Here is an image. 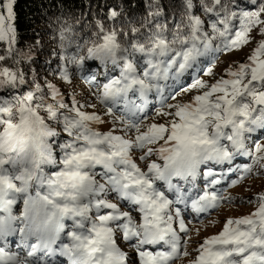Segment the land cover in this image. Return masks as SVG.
<instances>
[{
  "label": "snow or ice",
  "instance_id": "1",
  "mask_svg": "<svg viewBox=\"0 0 264 264\" xmlns=\"http://www.w3.org/2000/svg\"><path fill=\"white\" fill-rule=\"evenodd\" d=\"M16 3L0 0V264H264V193L194 256L185 211L219 209L217 186L264 168V40L227 78L203 79L218 54L264 35V0H199L204 18L184 0L178 20L149 0L138 26L112 7L117 23L95 20L83 42L65 29L53 55L61 80L71 64L92 85L83 103L21 66L33 58L17 47ZM96 102L105 116L86 111ZM151 114L168 119L142 131Z\"/></svg>",
  "mask_w": 264,
  "mask_h": 264
},
{
  "label": "trees",
  "instance_id": "2",
  "mask_svg": "<svg viewBox=\"0 0 264 264\" xmlns=\"http://www.w3.org/2000/svg\"><path fill=\"white\" fill-rule=\"evenodd\" d=\"M148 2L149 0H17L15 12L21 38L17 47L24 52L30 51L33 58L32 61H23L21 66L25 70H34L41 82L46 78L65 94L74 93L69 88V83L60 79V61L58 56L53 55V52L61 51L60 33L71 28L72 31H64V35L72 39L79 37L83 42L85 37L95 31L93 27L95 20L104 19L106 25L117 23L106 19L112 7L121 11L124 17L119 26L125 28L138 26L146 15ZM183 2L184 0H160L164 5L165 16L177 20L184 11ZM194 4H196L194 13L204 18L199 0H194ZM169 22L171 23V20ZM3 47L0 44V51ZM75 51V44L67 48V53ZM6 63L11 66L10 61ZM68 68L72 81L85 78V74L77 71L74 65L69 64ZM245 159L247 161V158Z\"/></svg>",
  "mask_w": 264,
  "mask_h": 264
},
{
  "label": "rangeland",
  "instance_id": "3",
  "mask_svg": "<svg viewBox=\"0 0 264 264\" xmlns=\"http://www.w3.org/2000/svg\"><path fill=\"white\" fill-rule=\"evenodd\" d=\"M252 40L249 44L244 45L239 50H234L231 52H225L218 54V59L215 60V67L213 68V76H204L203 79L207 80L209 83H214L217 79L224 77L226 70L231 66L235 68L240 63H245L248 61V57L254 52V49L259 45L260 41L264 40V35L257 29H253ZM69 88L72 89L76 97L83 103L85 100L90 101L89 92L92 91V85L85 79L80 78L79 80H74L68 84ZM195 92L182 94L177 97L178 101L188 102ZM95 102V101H92ZM175 103L176 101H170ZM96 109H86V111H96L101 116H105V109L98 102ZM153 105L158 106L157 99L152 96L149 97V110L152 109ZM108 123L104 125H97L98 130L108 131V125L111 123V117H106ZM168 118H162L155 114L149 115L148 119L144 121L142 125V131L146 130L149 123L154 122H166ZM134 157L138 155L133 154ZM156 159V157H153ZM246 160V159H245ZM161 162V161H157ZM138 163L143 166L144 161H138ZM242 175V174H240ZM231 179L235 180L236 175H233ZM216 191L222 194L226 199L222 202L219 209L210 210L207 213L196 214L188 210L186 211V224L190 229L191 240L188 242V250L195 255V249L202 243L203 240L209 236L217 235L223 228L224 222L229 218H239L241 216L249 215L256 210L258 207V201L255 198L264 193V168L259 164L253 165L252 172L244 176V178L237 183L234 187L230 186L228 183H224L222 186H217ZM227 198H231V202ZM115 202V201H113ZM183 208V206H181ZM138 222H139V218ZM131 254V249L125 248ZM192 256L182 257L176 261V264H188V261L192 259ZM62 264H67V258H59ZM132 259L135 260L136 257L132 254Z\"/></svg>",
  "mask_w": 264,
  "mask_h": 264
}]
</instances>
